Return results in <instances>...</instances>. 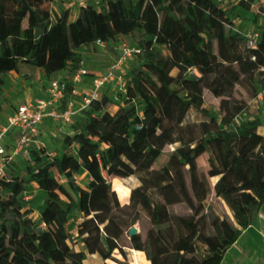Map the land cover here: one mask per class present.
Instances as JSON below:
<instances>
[{"label":"trees","instance_id":"trees-1","mask_svg":"<svg viewBox=\"0 0 264 264\" xmlns=\"http://www.w3.org/2000/svg\"><path fill=\"white\" fill-rule=\"evenodd\" d=\"M53 1L0 0V75L21 64L47 78L68 67L76 72L80 47L134 31L146 37L137 46L142 62L124 92L104 93L75 116L63 140L76 145L74 158L44 159L32 148L29 174L44 192L43 229L24 207L23 180L11 173L18 158L8 165L0 178V264H84L67 227L74 209L81 217L76 238L104 261L131 248L149 264H221L264 203V132L253 109L264 90V33L257 49H248L215 0H105L99 7L81 5L74 21L68 8L53 12ZM241 8L264 12V0H239L228 10ZM218 39L231 62L212 50ZM191 69L199 75L179 77ZM207 95L220 99L219 120L205 107ZM191 110L195 120L188 119ZM242 112L249 118L235 126ZM139 125L144 137L134 164L121 150L132 146ZM162 153L167 162L152 168ZM54 170L77 192L76 200ZM81 170L89 177L85 188L74 179ZM107 178L133 181L124 185L132 193L129 204ZM135 225L138 232L130 235Z\"/></svg>","mask_w":264,"mask_h":264},{"label":"rangeland","instance_id":"rangeland-1","mask_svg":"<svg viewBox=\"0 0 264 264\" xmlns=\"http://www.w3.org/2000/svg\"><path fill=\"white\" fill-rule=\"evenodd\" d=\"M103 2V0H100ZM128 1V0H124ZM135 1V0H133ZM216 3L228 11L229 7L238 3L239 0H215ZM80 3L73 0H54L51 6L53 12L60 13L64 9H69L73 13L80 7ZM232 13V12H231ZM254 17L257 18V22L261 19L256 11L253 12ZM146 37L139 31H134L129 34H119L115 38L104 43L103 46L96 43L82 46L77 51L80 57V64L87 67L88 69L102 70L110 62L118 59L121 55L123 47H135L141 46L143 40ZM211 47L214 52L218 54L221 60L224 62H231L229 52L222 39L213 40ZM162 48V47H160ZM142 62L140 56L134 55L126 59L125 67L121 71V76L125 80V85L130 83L131 71L138 67ZM97 66L95 67V65ZM207 71H211L210 67L206 66ZM74 70L70 67L64 71L58 72L51 77L47 78L41 69L33 67L31 65L21 64L20 68L15 74L4 73L0 75V125L6 119L8 115H11L12 111L19 106L26 98H44L47 95V88L51 80L62 79L67 83H70ZM199 75L194 69L186 71L184 74H179V77L186 76L191 77L192 75ZM115 93L112 86H107L102 90L104 93ZM260 92V91H259ZM113 100L117 101L116 96H113ZM205 107L209 112L216 118L220 119L221 102L219 98L211 95L206 96ZM253 109L259 115L261 119V127L259 131L264 130V95L262 98L254 103ZM137 114L141 113V107H136ZM196 110H191L188 115V119L195 120L197 118ZM249 115L246 112H242L235 119V126L247 120ZM79 118H73L70 125L64 127L57 125L52 122H45L41 129L40 142L35 146L40 151L44 159L61 157L63 154H67L74 158L76 152V145L65 146L63 140L66 135L72 133L71 125ZM144 137V129L139 130L138 137L134 140L131 147L128 149L121 150L132 163L136 164L135 153L139 144ZM168 159L167 153H162L159 157V161L166 162ZM200 165L206 169L208 167L205 157L199 159ZM31 165L25 162L22 158H18L15 163L10 167L11 173L19 175L24 182L23 195H24V207L31 209V219L33 225L37 229H43L44 225L40 220V210L42 209L44 192L38 187V185L30 180L29 169ZM81 170L75 175V183L81 187H86L89 178L88 175ZM52 176L62 183L66 189L71 193L72 197L76 200L77 192L63 177H60L55 171L51 172ZM226 181L230 180L229 176L225 177ZM112 187L116 190L117 195L122 203L130 201L132 198L131 192H124L118 188V185L125 187V184H133L132 180L122 181L119 179L109 180ZM214 183L215 179H211ZM96 190L102 194L106 193V190L101 186H97ZM128 201V202H129ZM131 202V201H130ZM222 206L217 204L216 210L220 212ZM80 213L77 209H74L70 215L68 230L74 232ZM135 227H137L135 225ZM205 226L202 227L204 229ZM76 247H81L80 242H76ZM226 254V253H225ZM84 264H149L146 260L144 253L138 252L131 248H119L115 251L113 259L104 261L99 255L89 256L86 252L83 256ZM222 264H264V203L255 210L253 213L252 223L249 229L242 231L239 238L234 243V246L230 249V256Z\"/></svg>","mask_w":264,"mask_h":264},{"label":"built area","instance_id":"built-area-1","mask_svg":"<svg viewBox=\"0 0 264 264\" xmlns=\"http://www.w3.org/2000/svg\"><path fill=\"white\" fill-rule=\"evenodd\" d=\"M73 1H77L80 5L92 4L97 7L103 3L100 0ZM258 14L264 17V12L258 11ZM243 37L248 49H257L261 37L258 31L247 32ZM95 43L101 46L104 44L99 40ZM139 53L140 49L137 46H125L118 59L110 62L107 67L94 75L87 67L80 64L70 80V93L67 91L68 83L66 81L54 79L49 83L46 97L33 98L17 106L8 117L6 124L0 129V178L6 176L8 165L17 158L32 163L31 150L39 144L41 128L45 122L53 121L62 127L69 125L77 114H86L90 101L99 99L102 90L107 86H112L114 92H124L126 85L121 71L125 67L126 59ZM259 70L264 77V65ZM88 78L91 80L90 89H79L78 85ZM262 94H264V90L260 91L258 96ZM136 128L142 129V126L139 125ZM13 131L16 134V140L8 142L6 137Z\"/></svg>","mask_w":264,"mask_h":264},{"label":"crops","instance_id":"crops-1","mask_svg":"<svg viewBox=\"0 0 264 264\" xmlns=\"http://www.w3.org/2000/svg\"><path fill=\"white\" fill-rule=\"evenodd\" d=\"M54 2V1H53ZM53 2L51 3V6L53 5ZM79 12H80V7L77 9V11H74V13L71 11V10H69V13H70V16H69V20L70 21H74L77 17H78V15H79ZM226 15H227V17H229L231 20H232V22H233V30L234 31H236L239 35H241V36H243L245 33H247V32H252V31H258L260 34H262V33H264V17L263 16H261L260 14H258L259 15V18L261 19L260 21H258L257 22V18H255L254 17V14H253V12L252 11H249V10H245V9H243V8H241V9H237L235 12H233V13H231V11H226ZM81 49V47L78 49V50H80ZM77 50V51H78ZM97 66V64L95 65V67ZM19 68H20V66H19ZM18 68V69H19ZM90 70V73L91 74H96V73H98L99 72V70L97 71L96 69H94L95 71H92L93 69H89ZM17 71V70H16ZM16 71H9V72H7V74H9V75H11V74H15L16 73ZM56 74V73H55ZM90 74V75H91ZM91 78V77H90ZM90 86H91V80L88 78V79H86L83 83H81L80 85H78V88L79 89H81V90H89L90 89ZM264 94H262V95H259L258 96V98H262V96H263ZM33 98H26L22 103H24V102H27V101H30V100H32ZM21 103V104H22ZM14 111V110H13ZM12 111V112H13ZM12 114V113H11ZM10 115H8L7 117H6V119L1 123V125H0V129H1V127L3 126V125H5L6 124V122H7V119H8V117H9ZM48 122H52V123H54L53 121H48ZM56 124V123H55ZM43 126V125H42ZM42 129V128H41ZM263 132H264V130H263ZM6 139H7V141L8 142H14L15 140H16V134H15V132L13 131L12 133H10V134H8V136L6 137ZM55 171V170H54ZM56 172V171H55ZM57 173V172H56ZM85 174H87L86 172H84ZM59 175V174H58ZM60 176V175H59ZM60 177H62V176H60ZM89 178V177H88ZM83 188H85V187H83ZM126 188V187H125ZM128 189V188H127ZM116 191V190H115ZM128 191L129 192H131L130 191V189H128ZM129 201V200H128ZM128 201H125V203H122L123 205L124 204H129L130 203V201L128 202ZM41 211V210H40ZM39 216H40V213H39ZM80 219H81V217H79L78 218V221H80ZM77 221V222H78ZM137 229H138V227H137ZM71 233V235H72V237L74 238V242H75V248L78 250V251H81V252H83L84 253V255H85V253L87 252L86 251V249H85V247H84V245H83V243L80 241V240H78L77 238H76V236H77V231H76V228H75V230H74V232H70ZM76 242H80L81 243V247H79V248H77L76 247ZM143 253V252H142ZM89 256H96L97 254H88ZM226 255V254H225ZM224 259H225V256H224V258H223V260H222V262H221V264L223 263V261H224Z\"/></svg>","mask_w":264,"mask_h":264},{"label":"bare ground","instance_id":"bare-ground-1","mask_svg":"<svg viewBox=\"0 0 264 264\" xmlns=\"http://www.w3.org/2000/svg\"><path fill=\"white\" fill-rule=\"evenodd\" d=\"M235 67H237V64L234 65ZM160 157V156H159ZM159 157L154 161L152 168H161L165 165L164 161H159ZM118 188L122 189L124 192H128V189L118 185ZM250 226H248L246 229H249ZM234 246V244L231 245V247L226 251V255H225V260L228 258V256H230V249Z\"/></svg>","mask_w":264,"mask_h":264},{"label":"water","instance_id":"water-1","mask_svg":"<svg viewBox=\"0 0 264 264\" xmlns=\"http://www.w3.org/2000/svg\"><path fill=\"white\" fill-rule=\"evenodd\" d=\"M137 232H138L137 227L133 226V227L130 229L129 234H130V235H134V234H136Z\"/></svg>","mask_w":264,"mask_h":264}]
</instances>
